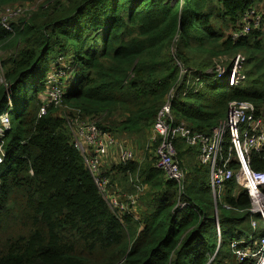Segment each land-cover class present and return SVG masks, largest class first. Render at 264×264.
Returning a JSON list of instances; mask_svg holds the SVG:
<instances>
[{"label": "trees", "instance_id": "16d2710c", "mask_svg": "<svg viewBox=\"0 0 264 264\" xmlns=\"http://www.w3.org/2000/svg\"><path fill=\"white\" fill-rule=\"evenodd\" d=\"M41 1L0 0V13L39 2L12 30L0 25L11 97L40 68L0 167V264H255L264 226L252 227L261 217L252 214L247 190L232 178L216 203L197 147L177 136L186 173L180 186L157 166L160 141L152 137L171 95V123L197 132L219 126L231 101L264 108V21L237 42L231 37L261 0ZM239 52L247 57L245 82L220 85L223 78L208 71L214 59ZM61 57L70 65L62 104L41 114L39 95L49 74L62 69ZM76 114L106 134L140 139L144 157L121 159L107 171L101 164L110 190L127 204L122 213L111 209L75 146L66 119ZM251 164L264 171V152L253 151ZM181 202L189 204L180 208ZM235 241L248 252L244 260L233 252Z\"/></svg>", "mask_w": 264, "mask_h": 264}, {"label": "built area", "instance_id": "2783aa9c", "mask_svg": "<svg viewBox=\"0 0 264 264\" xmlns=\"http://www.w3.org/2000/svg\"><path fill=\"white\" fill-rule=\"evenodd\" d=\"M29 9L22 6L4 8L0 13V25L12 30L11 23L17 18L25 16ZM263 21L264 13L259 9L247 10L241 18L243 25L232 33V39L237 42L250 33L252 26L258 27ZM246 59V55L242 52L233 56L220 55L214 59V67L208 71L214 73L218 79L229 77L231 83L229 86L231 87L241 86L246 80ZM187 72L188 70H183V75H186ZM66 74L62 69L49 74L53 77L54 83L48 88L46 87L47 96L46 100L42 102L41 114H45L48 106L52 104L55 106L62 104L65 93L63 79L67 76ZM196 81L200 82V79L198 78ZM0 83L6 87L7 94L5 109L0 114L1 167L5 163L7 155L6 139L7 134L13 128L11 115L15 111L14 101L10 94L11 88L5 79L1 61ZM172 96L168 97L166 103L159 110L153 125L152 140L160 141L156 150L157 166L163 169L168 177L177 181L180 186H185L186 173L177 160L175 146L177 136L185 138L188 144L197 147L199 163L207 166L210 170V182L216 203L221 200L224 183L235 178L239 187L248 192L252 214L261 217L260 221L252 219V227L257 229L260 223L264 226V171L254 169L251 164L253 151L264 152V108L258 109L249 101H231L228 116L219 126L210 133L197 132L185 123L177 125L171 123L173 119L171 114ZM66 126L75 146L85 156L86 166L93 175L100 193L113 211L120 210L122 213L126 210L127 204L118 195L112 193L109 188L110 179L103 175L101 169L102 158L116 143L114 136L102 132L96 121L83 120L78 114L67 116ZM121 157L122 160L128 161L135 155L132 151L126 150L121 153ZM232 163H236L237 167H233ZM132 204H135L134 199ZM188 204L181 202L177 206L182 208ZM217 224L220 225V223ZM217 228L220 233V226ZM232 249L240 260H244L248 256V252L240 246L239 242H233ZM254 256L255 264H264V235L261 239L260 251Z\"/></svg>", "mask_w": 264, "mask_h": 264}, {"label": "rangeland", "instance_id": "374dc122", "mask_svg": "<svg viewBox=\"0 0 264 264\" xmlns=\"http://www.w3.org/2000/svg\"><path fill=\"white\" fill-rule=\"evenodd\" d=\"M42 1H44V0H42ZM38 4H39V2H36L35 4H28V5L25 6V8L29 9V8H32V7H36ZM8 54L9 53L3 51L2 48H0V61L5 59L8 56ZM60 61H61V67H62L63 72L67 73L68 72L67 69H68V67L70 65L68 66V64L64 62L62 57H61ZM39 77H40V68H38L37 71L28 74L27 76H25L23 79H21L16 84L12 99L14 101V105L16 106L17 110H15L12 113V115H11V117H12V127H16L15 125H16V122H17V115H18L17 111H18V109H19V107H20V105H21V103L23 101L25 93L27 92L29 94H34L36 92L37 83H38ZM67 81H68V79H66L64 82L66 83ZM228 82H229V77H226V78H223V79L219 80V84L220 85H228ZM53 83H54V79L50 75L48 77V79H47V83H46L45 86L48 88V86H50ZM64 90H66L65 85H64ZM4 92H5L4 91V87L0 83V96L3 95ZM39 96H40V99H41L42 102H44L46 100V96H47L46 92L40 93ZM4 101L2 103V107H3L2 109H5V105L7 103L6 100H4ZM131 136H134V135H131ZM134 137H135V140H132L130 137H125L124 139H127V141L129 142L130 145H124V146H128V147L132 148V149H127V150L132 151L134 153V155H135V158H140L141 155H143L142 157H144L143 149L140 148V146H141L140 139H139L138 136H134ZM119 139L120 138H118V140ZM123 151H126V150H123ZM188 160L191 161L192 158L188 157ZM192 161H195V159H193Z\"/></svg>", "mask_w": 264, "mask_h": 264}, {"label": "crops", "instance_id": "0c3cea01", "mask_svg": "<svg viewBox=\"0 0 264 264\" xmlns=\"http://www.w3.org/2000/svg\"><path fill=\"white\" fill-rule=\"evenodd\" d=\"M257 8L260 12L264 13V0H261L257 4ZM115 135V136H114ZM114 138L116 140V143L110 148L108 154H106L102 158V169L103 171H107L115 164L119 163L122 159L121 153L123 150L132 149L131 147L124 146V145H130L127 139H124L125 137H130L132 140H135V137L130 136L127 133H117L114 134ZM118 138H120L118 140ZM122 138V139H121Z\"/></svg>", "mask_w": 264, "mask_h": 264}, {"label": "water", "instance_id": "95a60500", "mask_svg": "<svg viewBox=\"0 0 264 264\" xmlns=\"http://www.w3.org/2000/svg\"><path fill=\"white\" fill-rule=\"evenodd\" d=\"M78 148V147H77ZM79 149V148H78ZM80 150V149H79ZM216 208H217V206H216ZM216 208H215V211H216ZM215 218H216V221H217V223H219V219H218V214H217V212H215Z\"/></svg>", "mask_w": 264, "mask_h": 264}, {"label": "bare ground", "instance_id": "6f19581e", "mask_svg": "<svg viewBox=\"0 0 264 264\" xmlns=\"http://www.w3.org/2000/svg\"><path fill=\"white\" fill-rule=\"evenodd\" d=\"M220 226L219 224H217V227Z\"/></svg>", "mask_w": 264, "mask_h": 264}]
</instances>
